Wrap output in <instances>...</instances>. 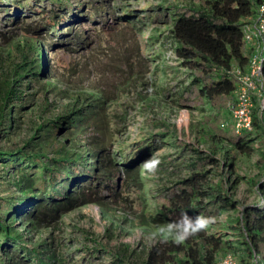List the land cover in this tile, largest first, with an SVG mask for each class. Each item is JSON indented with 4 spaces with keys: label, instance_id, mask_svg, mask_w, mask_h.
Masks as SVG:
<instances>
[{
    "label": "rangeland",
    "instance_id": "obj_1",
    "mask_svg": "<svg viewBox=\"0 0 264 264\" xmlns=\"http://www.w3.org/2000/svg\"><path fill=\"white\" fill-rule=\"evenodd\" d=\"M62 2L68 9H56L58 18H64L53 31L46 26L47 11L56 8L50 0H9L8 8H0V51H6L11 39L29 37L43 42L50 75L49 78L45 75L43 80L49 79L51 86L62 90L58 94H54L52 88L45 91L44 98L50 104H45L43 97L35 94L30 102L25 103L20 116L16 114L18 121L12 126L1 122L0 151L13 148L12 143H16L15 147H23L28 139H32L30 144L35 145L37 138L32 136L36 125L43 119H52L65 106L86 105L88 96L93 95L102 101V107L96 105L93 110L100 112L107 121L111 137L107 154L111 155L118 173L115 175L112 170L108 175L96 166L93 175L88 165L93 160L88 159L85 166L92 174L88 181L101 189V182L114 178L116 186L112 194L107 190L101 192V202L79 205L32 228L18 218L15 229L22 235V243L41 252L43 258L50 259L48 264H116L114 252H121L123 245L128 248L123 263L142 264L148 248L161 237H154L153 233L167 225L145 223L147 211L157 212L154 195L161 187L168 186V181L179 179L185 173L179 162L189 150L178 147L176 142L181 140L205 151L211 148L209 141L214 133L213 142L220 145L215 155L219 163L207 168L213 183H222L225 192L237 202V207L210 217L206 230L208 234L228 239L240 261L246 253L237 218L242 207L255 203L259 194L255 184L264 172V128L254 127L251 133L253 148L249 153H237L231 163L228 155L234 154L235 150L226 139L215 134L211 117L218 115L220 121H229L230 133H238L231 126L229 110L235 92L218 111L208 101L188 106L178 100L190 85L192 76L172 49L171 5L185 6L189 0ZM19 6L22 7L18 9ZM244 20L253 21L254 18ZM261 43V38L248 43L245 52L252 54ZM243 71L248 69L245 67ZM256 87L253 105L262 98L260 86ZM82 97L87 98L82 100ZM254 114L257 120L262 116L257 108ZM58 137L63 140V136ZM82 138L75 140L77 146L65 139V147L77 152L91 149ZM52 156L51 152L46 153L48 159ZM153 156L160 159L154 173L143 168V162ZM125 163L140 168L144 193L142 188L127 179ZM4 170V162L0 160V175ZM9 170L5 178L0 179L2 196L16 192L12 179L15 172L12 168ZM70 189L76 187L71 184ZM162 192L158 195L161 196ZM12 250L16 251L15 256L12 260L4 258L6 264H17L21 259L19 248L13 246ZM4 251L0 249V257H5ZM224 252H218L213 263Z\"/></svg>",
    "mask_w": 264,
    "mask_h": 264
},
{
    "label": "trees",
    "instance_id": "obj_2",
    "mask_svg": "<svg viewBox=\"0 0 264 264\" xmlns=\"http://www.w3.org/2000/svg\"><path fill=\"white\" fill-rule=\"evenodd\" d=\"M50 2L56 8L47 11L46 26L53 31L64 18H58L56 9L66 11L68 7L62 0ZM189 2L185 6L171 5L172 49L181 64L191 71L192 76L190 85L178 100L182 105L188 106H198L208 101L218 111L224 108L226 100L234 95L239 86V79L233 73V68L244 72L243 69L248 65L249 54L245 52L244 32L249 21L244 18H255L264 0ZM8 3L9 0H0V8H8ZM43 44L33 38L22 37L16 41L11 39L6 51H0V123L6 122L8 126H12L18 121L25 103L30 102L35 94L43 97L41 99L45 100V104H50L44 98L47 89L52 88L54 94L62 93L55 85L51 86L49 79L43 80L45 75L48 78L50 76L49 61L43 52ZM261 57L264 79V50ZM86 98L82 97V100ZM76 100L79 101L80 97L77 96ZM80 105L65 106L52 119H43L36 125L32 136L37 138L35 145L30 144L32 139H28L23 147H15L16 143H12L13 148L0 151V160L5 167L0 179L5 178L12 168L15 172L12 179L18 192L17 194L14 191L8 196L0 195V249L10 250L3 252L5 257H0L2 264H6L4 258L12 260L15 256L13 246L19 248L18 254L21 255L17 264H48L47 261L50 260L43 258L41 252L29 249L22 243V235L15 229L18 218L32 228L44 220L58 218L60 214L79 205L101 202L103 190L111 194L114 191V178L101 182V189L97 185L92 186L88 181L92 177L89 167L93 175L96 166L108 175L112 170L115 175L118 173L111 155L107 154L111 139L107 121L100 112L93 110L96 105L102 107V101L89 95L86 105ZM85 106L89 108L86 109ZM13 113L15 116H12ZM211 118L215 134L226 139L235 150L234 154L228 155L231 163L237 153H249L253 148L254 138L251 133L254 127L264 128V111L260 121L253 112V128L237 134L230 133L229 121H220L218 115ZM66 126L70 128L66 129ZM58 136H63V140ZM80 136L91 149L77 152L74 148L65 147L67 139L73 146H77L75 140ZM214 137V133L211 134V148L205 151L181 140L176 142L178 147L189 150V154L179 162V167L185 173L179 179L168 181L170 184L161 187L159 193L154 195L157 212L147 211L145 223L167 224L177 220L183 212L192 217H213L222 211L236 209L237 202L225 192L222 183H213L210 169L207 168L219 163L215 155L220 145L213 142ZM29 147L31 148L27 149ZM47 152L53 154L51 159L46 157ZM88 159L93 160V163H89ZM87 162L89 167L85 166ZM124 167L127 179L142 188L144 193L140 168H132L130 163H125ZM71 184L76 189H70ZM255 186L259 192L256 202L243 206L237 218L246 253L244 257L240 256V261L238 259L239 264H251L254 256L264 260V172L258 176ZM161 192L162 195H158ZM145 198L143 195L144 208L147 210ZM232 246L228 239L208 234L206 229L193 234L180 244L160 237L156 244L148 248L142 264H211L220 251L236 254ZM123 248L121 252H114L117 257L116 264H125L123 261L128 255L127 245H123Z\"/></svg>",
    "mask_w": 264,
    "mask_h": 264
},
{
    "label": "built area",
    "instance_id": "obj_3",
    "mask_svg": "<svg viewBox=\"0 0 264 264\" xmlns=\"http://www.w3.org/2000/svg\"><path fill=\"white\" fill-rule=\"evenodd\" d=\"M259 14L254 18L253 21H249L246 24L244 32V43L245 47L248 43H252L254 40H259L261 38L262 43L255 47L253 53L248 57V65L246 72H241L239 68H233V73L237 74L239 82L238 88L235 90V98L230 103L232 122L231 126L236 132H241L244 130H251L253 112L257 108L262 114L264 107V79L261 72V64L264 50V2L260 4ZM255 21V22H254ZM260 86V95H262L261 100L257 101L253 105V93ZM260 257L254 256L251 264H264V260L259 259ZM259 259V260H258ZM211 264H239L238 257L235 253L228 251L224 252V255L215 263Z\"/></svg>",
    "mask_w": 264,
    "mask_h": 264
},
{
    "label": "clouds",
    "instance_id": "obj_4",
    "mask_svg": "<svg viewBox=\"0 0 264 264\" xmlns=\"http://www.w3.org/2000/svg\"><path fill=\"white\" fill-rule=\"evenodd\" d=\"M159 164V157L153 156L143 162V168L154 173ZM210 222V217H192L187 212H183L177 220L169 221L166 226L159 229L158 233H153V236L159 235L164 240L171 239L173 242L180 244L193 234L206 229Z\"/></svg>",
    "mask_w": 264,
    "mask_h": 264
}]
</instances>
